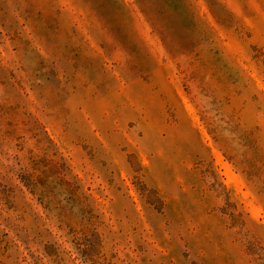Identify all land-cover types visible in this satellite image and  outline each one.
Here are the masks:
<instances>
[{
    "label": "rangeland",
    "instance_id": "1",
    "mask_svg": "<svg viewBox=\"0 0 264 264\" xmlns=\"http://www.w3.org/2000/svg\"><path fill=\"white\" fill-rule=\"evenodd\" d=\"M0 264H264V0H0Z\"/></svg>",
    "mask_w": 264,
    "mask_h": 264
},
{
    "label": "bare ground",
    "instance_id": "2",
    "mask_svg": "<svg viewBox=\"0 0 264 264\" xmlns=\"http://www.w3.org/2000/svg\"><path fill=\"white\" fill-rule=\"evenodd\" d=\"M221 160V159H220ZM225 164V163H224ZM226 168H228V166L226 167ZM228 170V169H227ZM229 171H230V169H229ZM236 181V180H235Z\"/></svg>",
    "mask_w": 264,
    "mask_h": 264
}]
</instances>
